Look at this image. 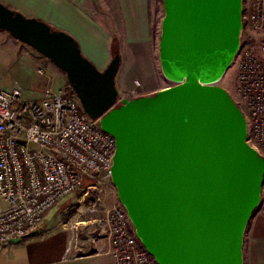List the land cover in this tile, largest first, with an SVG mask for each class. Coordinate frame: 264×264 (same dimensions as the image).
Returning a JSON list of instances; mask_svg holds the SVG:
<instances>
[{
    "label": "water",
    "instance_id": "95a60500",
    "mask_svg": "<svg viewBox=\"0 0 264 264\" xmlns=\"http://www.w3.org/2000/svg\"><path fill=\"white\" fill-rule=\"evenodd\" d=\"M163 7L159 58L175 85L120 105L118 52L99 70L73 36L2 3L0 30L54 64L84 112L115 139L110 179L158 264H243L264 158L216 85L240 49L242 0H163Z\"/></svg>",
    "mask_w": 264,
    "mask_h": 264
},
{
    "label": "built area",
    "instance_id": "2783aa9c",
    "mask_svg": "<svg viewBox=\"0 0 264 264\" xmlns=\"http://www.w3.org/2000/svg\"><path fill=\"white\" fill-rule=\"evenodd\" d=\"M242 6L241 35L264 32V0H244ZM259 54H239L233 101L246 121V142L264 158V44ZM36 72L43 76L46 68L39 65ZM114 153L115 139L84 112L68 82L30 100L18 88L0 89V244L38 231L84 179H109ZM258 207L264 214V182ZM106 220L114 264H158L120 202Z\"/></svg>",
    "mask_w": 264,
    "mask_h": 264
},
{
    "label": "crops",
    "instance_id": "0c3cea01",
    "mask_svg": "<svg viewBox=\"0 0 264 264\" xmlns=\"http://www.w3.org/2000/svg\"><path fill=\"white\" fill-rule=\"evenodd\" d=\"M108 1L105 8L111 14L107 21L91 14L86 0H0V3L73 36L82 54L99 70L109 63L111 41L115 38L119 54L124 51L134 58L133 75L125 81L128 84L141 73V68L148 75L152 67L149 58L150 0ZM12 40L7 49L18 59L22 74L29 76L31 73L41 78L37 98L45 89H59L66 83L67 79L53 69L46 76L39 75L32 53H18L23 43ZM108 249L107 236L83 245L73 240L69 230L51 228L38 230L18 243L0 244V264H114ZM242 260L243 264H264V214L259 207L252 213L244 232Z\"/></svg>",
    "mask_w": 264,
    "mask_h": 264
},
{
    "label": "rangeland",
    "instance_id": "374dc122",
    "mask_svg": "<svg viewBox=\"0 0 264 264\" xmlns=\"http://www.w3.org/2000/svg\"><path fill=\"white\" fill-rule=\"evenodd\" d=\"M86 1L87 5L90 6L89 12L92 15L98 19L107 21V18L110 17L111 14V12L105 8L108 0ZM243 1L244 0H242V5ZM163 18V0H150L151 40L149 58L152 67L148 75H145L144 68H141V73L137 75L136 79L126 84V79L130 75H133L134 58L130 53L124 51L120 53L121 61L116 75L117 80L115 77V86L119 88L118 102L116 105H120L121 99L123 98L131 100L137 97L149 96L164 88L175 85L174 82L168 80L164 76L159 58V43ZM9 41L14 40H12L7 32L0 30V89L11 90L13 88H18L22 91L24 99H35L41 89V78L31 73L29 76H25L24 73L22 74L19 69L20 64L18 59L7 49ZM262 44H264V32L262 31L254 32L251 36H248L246 33L241 35L239 51L216 84L225 89L232 99L236 96L235 76L239 54L243 50L253 49L255 53L260 55ZM23 52H31L34 56L35 71L39 65H42L46 68V73L43 76L48 75L53 69L61 78L66 79V76L49 60H44L42 56L31 47L20 44L18 53ZM90 184H92L90 179H84L83 186L80 189L47 213L44 223L39 230L41 232L51 228L69 230L73 240L83 245L91 244L95 240L105 237L107 235V211L115 204L119 203L116 188L110 178H101L99 183L95 182V186L88 189L87 186Z\"/></svg>",
    "mask_w": 264,
    "mask_h": 264
},
{
    "label": "trees",
    "instance_id": "16d2710c",
    "mask_svg": "<svg viewBox=\"0 0 264 264\" xmlns=\"http://www.w3.org/2000/svg\"><path fill=\"white\" fill-rule=\"evenodd\" d=\"M111 47H112V54L118 52L117 41H116L115 38H113L112 41H111ZM91 182H92V184H90V185H95V181H92V180H91ZM33 233H34V232H33ZM33 233H31V234H33ZM24 238H25V237H24ZM22 239H23V238H22Z\"/></svg>",
    "mask_w": 264,
    "mask_h": 264
}]
</instances>
